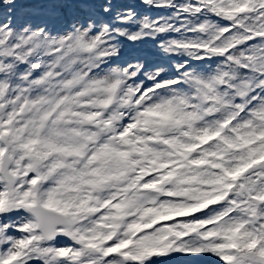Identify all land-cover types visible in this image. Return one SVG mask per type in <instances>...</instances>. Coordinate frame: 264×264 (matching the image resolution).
I'll list each match as a JSON object with an SVG mask.
<instances>
[{
  "label": "snow or ice",
  "instance_id": "6c2138e0",
  "mask_svg": "<svg viewBox=\"0 0 264 264\" xmlns=\"http://www.w3.org/2000/svg\"><path fill=\"white\" fill-rule=\"evenodd\" d=\"M0 264H264V0H0Z\"/></svg>",
  "mask_w": 264,
  "mask_h": 264
}]
</instances>
